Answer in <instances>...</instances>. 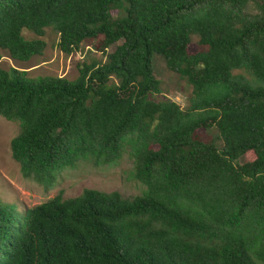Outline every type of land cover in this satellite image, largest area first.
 <instances>
[{
	"label": "trees",
	"instance_id": "16d2710c",
	"mask_svg": "<svg viewBox=\"0 0 264 264\" xmlns=\"http://www.w3.org/2000/svg\"><path fill=\"white\" fill-rule=\"evenodd\" d=\"M46 28L65 55L89 41L102 58L87 52L72 80L0 65L21 176L49 189L79 160L115 165L128 149L144 189L58 193L22 213L0 200V264H264V1L0 0V59L41 55ZM155 54L191 87L185 107Z\"/></svg>",
	"mask_w": 264,
	"mask_h": 264
},
{
	"label": "rangeland",
	"instance_id": "374dc122",
	"mask_svg": "<svg viewBox=\"0 0 264 264\" xmlns=\"http://www.w3.org/2000/svg\"><path fill=\"white\" fill-rule=\"evenodd\" d=\"M248 11H255L254 2L247 5ZM26 39L37 38V36L24 29L22 31ZM46 46L41 55L32 56L28 61L20 62L12 60L6 52L0 59V65L8 69L15 67L19 70H27L28 76L32 78L43 76H65L72 80L78 76L77 64L82 57L88 55L97 59L102 58L96 52L91 42H83L81 48L65 55L58 47V34L52 28H46L45 34L41 37ZM114 47L108 49L111 51ZM196 39H193L188 46L190 53L203 50ZM154 75L161 81V88L171 100L177 102L182 108L187 105V96L191 87L177 74L168 71L165 59L158 54L153 56ZM233 73L241 74L245 79L253 80L251 75L244 70H234ZM256 85H261L259 80ZM19 125L16 121H9L0 117V200L14 204L20 213L24 210L40 204L47 199L61 193L64 198H71L79 195L83 189L92 188L104 192L117 191L125 198H133L140 195L144 186L131 177L133 169V156L130 150H126L121 159L115 165H94L90 159H81L72 168L63 169L57 177L53 187L45 189L33 180L21 176L19 165L11 157L10 140L18 132ZM203 134V130L199 131ZM208 137H218V132L212 128L205 132ZM220 145V140H216Z\"/></svg>",
	"mask_w": 264,
	"mask_h": 264
},
{
	"label": "water",
	"instance_id": "95a60500",
	"mask_svg": "<svg viewBox=\"0 0 264 264\" xmlns=\"http://www.w3.org/2000/svg\"><path fill=\"white\" fill-rule=\"evenodd\" d=\"M264 1V0H263Z\"/></svg>",
	"mask_w": 264,
	"mask_h": 264
}]
</instances>
